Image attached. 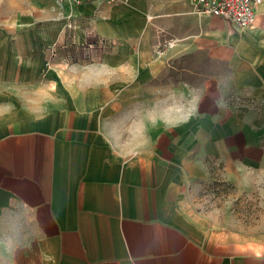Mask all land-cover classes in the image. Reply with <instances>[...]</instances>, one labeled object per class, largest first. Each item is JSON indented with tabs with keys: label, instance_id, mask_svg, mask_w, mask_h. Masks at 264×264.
<instances>
[{
	"label": "crops",
	"instance_id": "crops-1",
	"mask_svg": "<svg viewBox=\"0 0 264 264\" xmlns=\"http://www.w3.org/2000/svg\"><path fill=\"white\" fill-rule=\"evenodd\" d=\"M255 11L237 29L190 0H0V264H264V213L184 191L209 159L264 178Z\"/></svg>",
	"mask_w": 264,
	"mask_h": 264
},
{
	"label": "rangeland",
	"instance_id": "rangeland-1",
	"mask_svg": "<svg viewBox=\"0 0 264 264\" xmlns=\"http://www.w3.org/2000/svg\"><path fill=\"white\" fill-rule=\"evenodd\" d=\"M126 148V147H123ZM208 172L184 186L198 214L234 217L250 226L264 213V178H238L224 171L216 159L205 162Z\"/></svg>",
	"mask_w": 264,
	"mask_h": 264
},
{
	"label": "built area",
	"instance_id": "built-area-1",
	"mask_svg": "<svg viewBox=\"0 0 264 264\" xmlns=\"http://www.w3.org/2000/svg\"><path fill=\"white\" fill-rule=\"evenodd\" d=\"M59 3L71 1L75 4L84 1H99L114 4L121 0H57ZM197 13L206 16H219L237 29L253 28L256 21L255 8L259 0H190ZM161 46L158 47V50Z\"/></svg>",
	"mask_w": 264,
	"mask_h": 264
}]
</instances>
